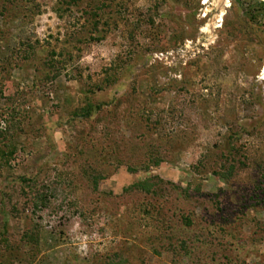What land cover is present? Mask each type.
Masks as SVG:
<instances>
[{
  "label": "rangeland",
  "instance_id": "rangeland-1",
  "mask_svg": "<svg viewBox=\"0 0 264 264\" xmlns=\"http://www.w3.org/2000/svg\"><path fill=\"white\" fill-rule=\"evenodd\" d=\"M263 70L264 0H0V264H264Z\"/></svg>",
  "mask_w": 264,
  "mask_h": 264
},
{
  "label": "trees",
  "instance_id": "trees-1",
  "mask_svg": "<svg viewBox=\"0 0 264 264\" xmlns=\"http://www.w3.org/2000/svg\"><path fill=\"white\" fill-rule=\"evenodd\" d=\"M91 37H92V35H91ZM30 49H32V46L28 45V50H26L25 56H27L29 51H31ZM0 94H2L1 90H0ZM90 107H91L90 105H87V108L83 109L85 111V113L83 115H87ZM18 113H19V109L17 107L12 108L11 111L9 112V114L7 115L8 116V122H9L8 127L4 128V129H0V168L2 167V165L4 163H7L9 161L12 154L16 151V144H15V142L13 143V141H12V139H14L13 132L11 134H9L8 132L11 131L10 130L11 128L16 126L15 125L16 124L15 116ZM2 119H4V118H2V114L0 113V121ZM13 123H15V124H13ZM233 169H234V164L230 165V168L227 170L228 174H224V175L226 177L230 176ZM218 174H220V173H218ZM136 186L141 187L142 189H144L146 191H149L151 189L152 184L148 180H144V181L136 182ZM118 264H120V263H118Z\"/></svg>",
  "mask_w": 264,
  "mask_h": 264
},
{
  "label": "bare ground",
  "instance_id": "bare-ground-1",
  "mask_svg": "<svg viewBox=\"0 0 264 264\" xmlns=\"http://www.w3.org/2000/svg\"><path fill=\"white\" fill-rule=\"evenodd\" d=\"M263 77H264V70H263Z\"/></svg>",
  "mask_w": 264,
  "mask_h": 264
}]
</instances>
